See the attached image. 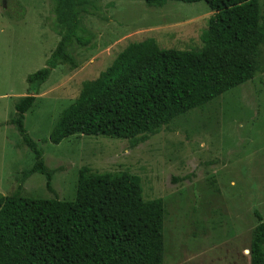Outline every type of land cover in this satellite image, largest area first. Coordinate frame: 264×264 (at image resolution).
Returning <instances> with one entry per match:
<instances>
[{"label": "rangeland", "instance_id": "rangeland-1", "mask_svg": "<svg viewBox=\"0 0 264 264\" xmlns=\"http://www.w3.org/2000/svg\"><path fill=\"white\" fill-rule=\"evenodd\" d=\"M258 4L264 23V0ZM75 10L76 36L88 42L67 45L76 66L53 69L24 114V128L53 174L47 185L39 170L25 179L35 154L9 119L36 92L26 77L44 66L60 39L53 4L0 0V196L73 201L81 171L131 174L144 201H163V264H229L238 255L248 264L256 214L264 220V41L251 79L143 137L71 135L54 144L50 133L82 83L124 47L154 38L161 48L199 50L214 14L203 1L82 0Z\"/></svg>", "mask_w": 264, "mask_h": 264}, {"label": "trees", "instance_id": "trees-1", "mask_svg": "<svg viewBox=\"0 0 264 264\" xmlns=\"http://www.w3.org/2000/svg\"><path fill=\"white\" fill-rule=\"evenodd\" d=\"M49 1L60 39L44 66L26 77L36 92L22 98L9 119L35 154L32 171L43 173L47 185L52 172L24 128V114L53 69L76 66L67 45L88 42L76 36L75 9L82 0ZM141 1L205 2L214 14L200 35L201 49L161 48L154 38L129 43L97 78L82 83L50 142L71 135L143 137L253 77L264 41L258 0ZM164 212L162 200H143L131 174L86 177L81 171L73 201L1 195L0 264H163ZM256 217L250 264H264V220Z\"/></svg>", "mask_w": 264, "mask_h": 264}, {"label": "crops", "instance_id": "crops-1", "mask_svg": "<svg viewBox=\"0 0 264 264\" xmlns=\"http://www.w3.org/2000/svg\"><path fill=\"white\" fill-rule=\"evenodd\" d=\"M34 171H31V172H29L27 175H26V177H25V179L27 178V176H29L31 173H33ZM53 175V174H52ZM76 187H77V182H76ZM14 191H16V190H14ZM218 258H220V256H218L217 257V259ZM222 259V258H221ZM220 259V261H222ZM211 262V261H210ZM223 263V262H222ZM212 264V263H211ZM229 264H242V261H241V256L240 255H238V259H233V262L232 263H229ZM248 264H250V260H249V262H248Z\"/></svg>", "mask_w": 264, "mask_h": 264}]
</instances>
